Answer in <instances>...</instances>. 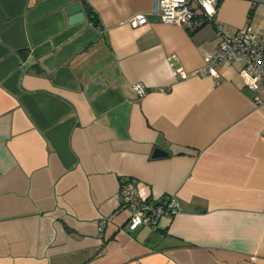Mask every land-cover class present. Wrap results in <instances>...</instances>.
Segmentation results:
<instances>
[{
  "label": "crops",
  "instance_id": "1",
  "mask_svg": "<svg viewBox=\"0 0 264 264\" xmlns=\"http://www.w3.org/2000/svg\"><path fill=\"white\" fill-rule=\"evenodd\" d=\"M155 1L0 0V264H264V99L242 62L202 72L214 23L128 24ZM215 21L264 45V0ZM125 180L182 213L131 229Z\"/></svg>",
  "mask_w": 264,
  "mask_h": 264
},
{
  "label": "built area",
  "instance_id": "2",
  "mask_svg": "<svg viewBox=\"0 0 264 264\" xmlns=\"http://www.w3.org/2000/svg\"><path fill=\"white\" fill-rule=\"evenodd\" d=\"M254 2L261 0H252ZM196 7L186 0H156L148 14L132 17L128 24L141 27L150 23L151 16L161 22L185 28H192L198 21L214 23L219 33L225 35L218 50L206 57L203 73H210L216 66L224 63L242 62L241 77L254 95L257 103L264 99V45L258 43L253 29L249 26L234 35H227L223 26L215 21L221 0H195ZM200 72V71H197ZM183 75L185 73L182 71ZM133 90L139 97L148 94L144 83H135ZM120 197L123 208L129 213L131 229L150 227L157 229L164 217H175L182 213L183 207L175 196L163 199H144L132 180L121 184Z\"/></svg>",
  "mask_w": 264,
  "mask_h": 264
},
{
  "label": "water",
  "instance_id": "3",
  "mask_svg": "<svg viewBox=\"0 0 264 264\" xmlns=\"http://www.w3.org/2000/svg\"><path fill=\"white\" fill-rule=\"evenodd\" d=\"M67 14L69 16V23L71 25L80 24L86 21V15L83 11L82 5L77 3L67 9ZM168 152L162 149H156L154 157L167 156Z\"/></svg>",
  "mask_w": 264,
  "mask_h": 264
},
{
  "label": "trees",
  "instance_id": "4",
  "mask_svg": "<svg viewBox=\"0 0 264 264\" xmlns=\"http://www.w3.org/2000/svg\"><path fill=\"white\" fill-rule=\"evenodd\" d=\"M89 16L91 17V19H92V21L94 22V24L96 25V26H99V24H100V20H99V17H98V15H97V13H93V12H89Z\"/></svg>",
  "mask_w": 264,
  "mask_h": 264
}]
</instances>
